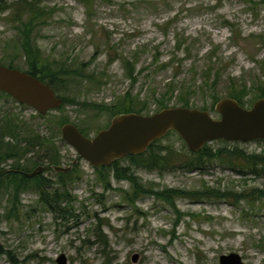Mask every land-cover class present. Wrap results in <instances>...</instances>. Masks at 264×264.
Here are the masks:
<instances>
[{
  "label": "rangeland",
  "instance_id": "1",
  "mask_svg": "<svg viewBox=\"0 0 264 264\" xmlns=\"http://www.w3.org/2000/svg\"><path fill=\"white\" fill-rule=\"evenodd\" d=\"M41 8L44 15L30 26L14 21L24 12L21 6L0 14V65L28 71V58L19 46L27 33L40 51L41 64L63 70L55 82L56 95L77 103L40 116L4 95L0 115L18 116L35 133L53 137L59 165L70 166L77 158L61 139L60 121L92 137L109 125L113 108L125 101L126 94L134 100L135 110L146 105L149 114L159 111L157 101L164 99L168 107H179L178 91L167 93L170 82L201 87L205 58L214 48L212 62L225 64L223 76L215 90H196L190 107L206 110L216 119L215 102L229 97L230 79L245 81L247 87L254 78L264 84V0H46ZM233 28L241 38L234 39ZM191 41L196 43L186 58L184 48ZM191 64L196 73L190 71ZM253 94L248 90L243 107L258 100ZM4 141L16 143L10 136ZM20 145L25 146L23 141ZM208 146L213 151L238 149L264 156V140L214 141ZM163 147L172 154L162 171L147 170L145 163L135 165L128 157L117 165L128 168L146 190L183 193L172 197L174 208L152 195H141L134 204L124 200V193H132L130 181L116 180L110 167L96 171L82 159H77L71 176L77 180L71 184L74 202L69 215L45 209L32 183L14 201L0 178V250L10 252L0 254V264H13L11 258L16 264H56L60 254L68 264H219V256L230 253L246 264H264V195L260 194L264 169L243 160L236 168L213 160L202 171H188L182 162L193 156L175 132L153 149ZM45 153L44 148L33 147L19 161L20 170L31 171ZM48 158L41 161L39 166L46 169L39 175L56 189L59 177ZM142 160L146 162V157ZM2 164L4 169L16 166L12 160ZM254 190H260L259 195ZM196 191H209L208 197L185 195ZM100 231L104 242L96 237Z\"/></svg>",
  "mask_w": 264,
  "mask_h": 264
},
{
  "label": "trees",
  "instance_id": "2",
  "mask_svg": "<svg viewBox=\"0 0 264 264\" xmlns=\"http://www.w3.org/2000/svg\"><path fill=\"white\" fill-rule=\"evenodd\" d=\"M44 1L46 0H13V3L9 5L5 3V0H0V14L4 13L8 8L13 7V5L21 6V10H23L24 12L17 16L15 15H11V16L16 17L14 21H17L25 26L26 25L30 26L34 22H36V20L39 17L44 15L45 11L42 8L39 9V5ZM80 1L86 2V0H80ZM22 19H26V21H23ZM223 24L227 25L226 22H224ZM231 27H234V26H231ZM232 33H233L234 39L241 38V34L237 33L234 28L232 29ZM195 43L196 41H191L190 44H188L184 48V52H185L184 56L186 58H188L191 55L193 51V45H195ZM19 46L23 50L22 52L24 53V56L28 58L27 73L32 75L33 77L38 78L42 82L48 84L54 90V92H56L57 87H55L56 86L55 82L57 81L60 73H62L63 70L55 71V70H52V68H50V65L41 64V58L39 56L40 51L35 45H32L30 37L28 36L27 33L24 35ZM215 52H216V48H214L213 52H210L205 58V66L202 69V73H201V76L204 79V81H202L201 87H196L194 83L190 85H186L187 81H184L183 83L178 84V85L177 84L174 85L170 82V86L168 85L169 89L167 90V93L171 94L170 96H172L174 92L178 91L176 101L179 103L181 107L191 106L190 99H192V97L196 93V90L203 89V88L207 89L209 87L215 90L216 87L218 86V83L220 82L223 76V70L225 69V64L221 63L218 59H216L215 62H212V59L214 57V55L212 54H214ZM14 59L15 57L9 60L12 61ZM112 62L113 60L109 61V63H112ZM178 64L182 65V61H178ZM8 67L14 68L11 64ZM127 68H128V71L130 72V75H132V71L130 70L132 68V65H129L127 63ZM195 70H196V66H194V64H191L190 71L191 72L194 71L196 73ZM73 73L75 74L76 71L71 72V74ZM80 76H82V74H80ZM248 90H251V91L254 90L253 96L257 97V99L264 98V84H262L258 79L254 78L251 81L250 87H247L245 81L236 83V81H234L233 79H230L228 96L230 98L235 99L241 106H243L244 96L248 95ZM4 95L5 97H10L9 95L0 91V98ZM169 99H171V97ZM61 100H62V105L58 109H61L64 106V104L66 105V104H76L77 103L74 101L70 102L65 97H62ZM166 100L167 99L157 101V104H158L157 107L159 108V110L163 108H168V106L166 105ZM219 100L220 99L216 100V102H218ZM135 106L136 104L134 100L130 98L128 94H126L125 101H121L119 106L117 105L116 107L113 108L114 110H113L112 115L115 116V115L123 114V113L143 114V112L147 111L146 105H144L143 108H140L138 110L134 109ZM144 115H149V113L146 112V114ZM8 116L10 117V115ZM22 120L23 119L19 118L18 116L11 115V119H9L7 115L5 114H3L2 116L0 115V165L2 163L7 162L8 160H12V163L16 165L15 167H13V169L20 170L21 168L19 167V161H21V159L25 156V154L29 153L30 150L36 146L42 147L46 151V153L43 155H45L44 157H49L47 159L49 162V166L59 165L57 152L53 149L54 147L52 144L53 137L47 138V137L42 136L39 133H35L31 128H28L27 126L28 123H25ZM66 123L68 122L65 120L60 121L61 126ZM18 131L23 132L25 136L18 138L19 137V134H17ZM8 136L14 138L16 140V143L10 144L9 142H5L4 140ZM21 141H23L25 144L23 148L20 147ZM158 141L150 145V147L146 151L148 152L147 154L145 152L141 155L127 156V157L131 159L135 165L145 163L144 168L147 170L162 171L163 170L162 167L165 166V165H162L163 162L168 160L172 152L168 147L158 148L157 149L158 152H156V150L154 151L155 148L153 149V147L155 146V143H157ZM162 151H166L165 154L167 155H164V156L156 155ZM191 155L193 156L192 159H189L186 162H182L183 163L182 169L188 170V171H192V170L202 171L205 168V165L207 163H210L213 160H219L220 162H222L223 164H227L231 168H236L237 162H239V160H243V161H246V165L247 163H251L253 167L256 165H259L262 169H264V156H261V155L251 156L238 149H233V150L217 149L213 151L212 148L208 146L207 144L200 151L196 153L191 152ZM144 157H146V162L142 160ZM43 158L42 160L37 162L36 165H40L42 164L41 161L44 162V160H46ZM15 161L16 163H14ZM109 167L113 169L114 178L116 180H126L132 183V186H133L132 193L131 194H129V192L124 193V198H123L124 200L129 201L132 204H134L141 195H152L156 197V199L174 208L175 204H174V199H172V197L184 195L183 193L179 191H174V190L164 189L160 191H152L150 189L149 190L144 189L142 186H140V184L137 183L136 181L137 179L134 176H131L132 174L129 173L128 168L118 167L117 161H115L111 166H107V167L100 166V167H94V168L97 169L96 171L101 172L102 170L106 171V169H108ZM74 168H75V165L72 166L71 172L67 174L56 173V175L59 177L58 181H56V185H57L56 189L52 188V185H54V184H51L52 182L44 179L41 175H37L35 177L28 179L22 175H19L13 172L11 173L2 172L0 174V178L4 179V181L6 182L5 188L10 189V194L13 195L14 201H16V198L19 192L23 191L26 188H29L28 184L32 183L39 197V202L44 206L45 209L49 210L50 212L56 215H62V213L65 215H69L71 213L70 210L72 209V203L74 202V198L71 195V189L73 188L71 184L77 180L75 178L71 179V176L74 172ZM27 172H30V171H27ZM101 179L105 181V186L106 188L109 189V183H108L107 176L102 174ZM208 194H209V191H196V192L186 193L185 195L188 197H193L195 199H204L205 197H208ZM260 194L262 195V192ZM61 205H63L64 207H62ZM100 224L101 223H99V225ZM96 237L97 239H99L98 241H101V242L105 241L103 238L104 235H102L101 231H100V234H98ZM1 253L6 254L7 256L10 255V252L8 251L2 252L0 250V254ZM11 260L13 264H16L13 258H11Z\"/></svg>",
  "mask_w": 264,
  "mask_h": 264
},
{
  "label": "water",
  "instance_id": "3",
  "mask_svg": "<svg viewBox=\"0 0 264 264\" xmlns=\"http://www.w3.org/2000/svg\"><path fill=\"white\" fill-rule=\"evenodd\" d=\"M0 91L40 115L62 105V100L48 84L25 71L2 65ZM214 112L218 116L216 119L208 111L181 106L163 108L149 115L118 114L92 137L82 134L74 124H63L61 139L75 151L77 158L70 166L52 165L50 168L56 173L67 174L77 159L86 161L93 168L111 166L127 156L145 153L150 145L169 132H175L193 153L214 141L249 143L264 140V98L256 100L249 108L233 98H222L215 103ZM44 169V166H37L30 172H15L30 179ZM136 258L137 255L132 257L133 262ZM218 261L219 264H246L236 253L220 255ZM55 262L68 264L63 254Z\"/></svg>",
  "mask_w": 264,
  "mask_h": 264
},
{
  "label": "flooded vegetation",
  "instance_id": "4",
  "mask_svg": "<svg viewBox=\"0 0 264 264\" xmlns=\"http://www.w3.org/2000/svg\"><path fill=\"white\" fill-rule=\"evenodd\" d=\"M1 165H3V164H1ZM37 166H39V165H37ZM37 166H35V167H37ZM35 167H34V168H35ZM34 168H33V169H34ZM33 169H32V170H33ZM45 169H46V168H45ZM32 170H31V171H32ZM15 171H23V170H15V169H11V168H6V169H4L3 166H2V167L0 166V174H1L2 172H3V173H5V172H8V173L13 172V173H16V174L22 175V174H20L19 172H15ZM254 173L257 174V171L254 170ZM254 191L257 192L258 195H259L260 190H254ZM263 193H264V192H262V195H261V196L264 195Z\"/></svg>",
  "mask_w": 264,
  "mask_h": 264
}]
</instances>
